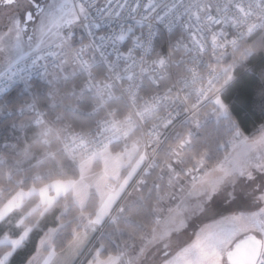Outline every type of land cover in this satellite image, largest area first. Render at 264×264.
<instances>
[{
	"label": "snow or ice",
	"instance_id": "obj_1",
	"mask_svg": "<svg viewBox=\"0 0 264 264\" xmlns=\"http://www.w3.org/2000/svg\"><path fill=\"white\" fill-rule=\"evenodd\" d=\"M0 264H264V0H0Z\"/></svg>",
	"mask_w": 264,
	"mask_h": 264
},
{
	"label": "trees",
	"instance_id": "obj_2",
	"mask_svg": "<svg viewBox=\"0 0 264 264\" xmlns=\"http://www.w3.org/2000/svg\"><path fill=\"white\" fill-rule=\"evenodd\" d=\"M0 119H2V118H0ZM3 134V130H0V135H2Z\"/></svg>",
	"mask_w": 264,
	"mask_h": 264
}]
</instances>
